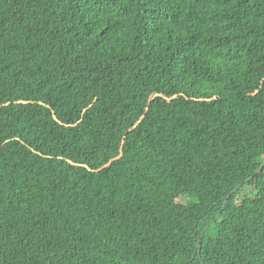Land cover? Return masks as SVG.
<instances>
[{"label":"trees","instance_id":"obj_1","mask_svg":"<svg viewBox=\"0 0 264 264\" xmlns=\"http://www.w3.org/2000/svg\"><path fill=\"white\" fill-rule=\"evenodd\" d=\"M263 163L264 0H0V264H264Z\"/></svg>","mask_w":264,"mask_h":264},{"label":"rangeland","instance_id":"obj_2","mask_svg":"<svg viewBox=\"0 0 264 264\" xmlns=\"http://www.w3.org/2000/svg\"><path fill=\"white\" fill-rule=\"evenodd\" d=\"M195 199H188V201H190V202H193ZM181 201L183 202V203H185L186 202V197H183L182 199H181ZM187 201V202H188Z\"/></svg>","mask_w":264,"mask_h":264},{"label":"water","instance_id":"obj_3","mask_svg":"<svg viewBox=\"0 0 264 264\" xmlns=\"http://www.w3.org/2000/svg\"><path fill=\"white\" fill-rule=\"evenodd\" d=\"M264 166V163L261 165V167H263ZM258 172V171H257ZM257 172L256 173H254V174H257Z\"/></svg>","mask_w":264,"mask_h":264}]
</instances>
